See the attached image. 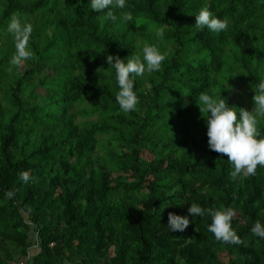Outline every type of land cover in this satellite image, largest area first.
<instances>
[{"label": "trees", "instance_id": "1", "mask_svg": "<svg viewBox=\"0 0 264 264\" xmlns=\"http://www.w3.org/2000/svg\"><path fill=\"white\" fill-rule=\"evenodd\" d=\"M204 6L226 30L195 27ZM14 13L33 28L21 66L10 64ZM145 43L166 59L134 77L139 103L124 113L107 56L126 63ZM262 78L264 0H126L103 12L90 0H0V264H264L251 233L264 225V167L232 180L197 104L207 92L251 111ZM192 203L232 208L245 244L217 241ZM169 213L188 228L172 232Z\"/></svg>", "mask_w": 264, "mask_h": 264}, {"label": "clouds", "instance_id": "2", "mask_svg": "<svg viewBox=\"0 0 264 264\" xmlns=\"http://www.w3.org/2000/svg\"><path fill=\"white\" fill-rule=\"evenodd\" d=\"M125 6L126 0H90L91 9L98 12L109 8L124 9ZM104 19L115 22L117 16L109 10ZM120 19L124 22H131L133 15L130 11L122 12ZM195 27L198 29L206 27L210 31L219 33L227 29L228 20L227 18H217L208 6H204L195 15ZM7 31L13 37L16 50L10 64L21 66L22 62L33 58V53L28 47L33 31L32 25L27 21L22 22L20 16L14 13L8 23ZM155 34L162 39L164 28H158ZM166 55L157 46L145 43L142 47V54H132L127 58L126 63L119 56H107V63L114 69L115 81L118 86L115 99L124 113L135 111L139 103L134 91V77L143 76L145 72L159 71ZM253 90L255 92L253 96L254 108L251 111L239 108V115L236 108L228 106L225 99L213 98L207 92H201L197 99L200 112L206 120L209 149L227 156V160L234 169L229 174L232 180H236L238 177L243 179L253 176L258 167H264V136H261L258 131V118L264 119V78ZM19 178L27 183L30 176L27 171H23L19 173ZM12 195L11 191L5 193L8 198H11ZM188 212L191 217L208 215L211 218L208 231L214 235L217 241L225 244H245L232 228L231 222L235 216L232 208L210 207L205 210L199 204L192 203ZM189 224L188 216L174 213L168 215L167 228L172 232H183ZM251 233L264 239V225H261L259 221L255 222Z\"/></svg>", "mask_w": 264, "mask_h": 264}, {"label": "rangeland", "instance_id": "3", "mask_svg": "<svg viewBox=\"0 0 264 264\" xmlns=\"http://www.w3.org/2000/svg\"><path fill=\"white\" fill-rule=\"evenodd\" d=\"M38 91H42L43 92V90L41 88H38ZM142 156L146 160H151L153 158V156L148 151H144V153L142 154Z\"/></svg>", "mask_w": 264, "mask_h": 264}]
</instances>
